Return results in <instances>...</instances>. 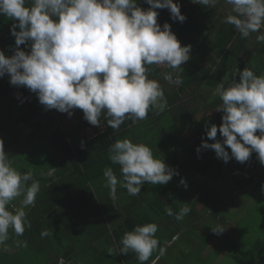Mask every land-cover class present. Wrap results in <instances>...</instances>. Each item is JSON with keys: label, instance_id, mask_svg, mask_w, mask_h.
<instances>
[{"label": "clouds", "instance_id": "1", "mask_svg": "<svg viewBox=\"0 0 264 264\" xmlns=\"http://www.w3.org/2000/svg\"><path fill=\"white\" fill-rule=\"evenodd\" d=\"M192 2L215 7L219 0ZM147 3L150 7L145 9L138 0H0V15L15 21L11 34L17 46L10 56L0 50V77L8 74L12 85L36 93L46 109L69 117L73 110H83L84 119L100 130L102 114L107 116V125L118 130L126 119L133 123L146 119L150 108L163 111L167 107L164 90L158 80L149 78L146 66L180 69L190 60L192 46H182L171 25L165 22L161 27L157 21V9L164 8L170 10L173 20H186L176 0ZM225 3L231 6L225 22L243 38L258 33L256 41L264 43V0ZM25 43L30 44V51L19 47ZM163 78L169 83L181 82L172 72ZM214 95L222 101L216 109L224 113L222 124L219 128L211 125L206 135L215 142L204 140L197 151L213 149L224 162L235 158L240 163L255 151L264 164V74L258 76L244 67L238 80L227 87L219 84ZM218 130L223 141L216 139ZM109 150L111 161L122 173L118 181L111 167L104 171L113 201L118 183L136 196L146 182L164 185L179 174L145 143L124 138L115 140ZM179 183L188 187L184 178ZM39 191L33 173L17 170L0 140V245L9 239V229L22 236L26 225L30 227L25 209L35 205ZM17 198H21L19 206L13 203ZM166 212L174 215L170 207ZM189 212L185 205L175 219L182 220ZM157 230L155 223L136 225L122 237L120 253L131 250L144 264L158 246ZM212 230L220 234L225 228L216 225Z\"/></svg>", "mask_w": 264, "mask_h": 264}, {"label": "trees", "instance_id": "2", "mask_svg": "<svg viewBox=\"0 0 264 264\" xmlns=\"http://www.w3.org/2000/svg\"><path fill=\"white\" fill-rule=\"evenodd\" d=\"M176 2L180 5L181 12L186 16V20L184 22L173 20L170 10L164 8L157 9V21L161 27H163L165 22L169 23L182 46L190 44L193 46L191 50L194 52L192 58L180 69L178 76L181 82L179 83V87L174 86L172 92H169L168 87L163 89L167 107L161 112V115L164 112H171V115L179 116L176 125L179 128L186 127L185 132L187 135L186 138L179 141L181 145L178 153L173 154V158L169 162L170 166L178 170L179 174L173 176V182H170L171 180L168 182L170 185L166 189V193L168 194L167 200L176 213H179L182 204H188L190 212L184 216L187 222L190 218H192V221L196 220V218L201 219L204 214L210 215L216 220L220 219L224 221L225 218L217 212L219 208H216L217 204L223 201V198L217 195L212 183H210L211 186L206 187L204 181L208 182L211 177H213L215 182L221 181L227 162H224L223 159L218 160L216 152L213 149L201 148L199 152L197 149L204 140H208L206 132L210 129L211 125L215 124L219 128V125L222 124L224 113L223 111L216 110L222 105V101L218 95H214L217 86L223 83L227 87L233 80H238L239 71L244 67L252 69L258 76L261 75L264 72V61H261V57L264 54V43H258L256 40L251 41L258 33H252L249 37L243 38L233 25L225 22L224 17L227 16V13H223L222 10L219 11V6L223 5L225 0L219 1L215 7L200 4V6H203L207 10L204 14L197 7L198 4L193 3L192 0H176ZM138 4L145 9L150 7L147 0H138ZM13 23L15 21L11 18L0 15V50H3L9 56L14 53L17 47L15 37L11 34ZM204 29H207L206 34H204ZM210 35L215 37L214 42L208 41ZM252 44L258 47V52H256V48H251ZM19 47L25 51H30L29 43H25ZM195 54H198L199 57H208L210 65L205 68H199L195 61ZM146 67L148 68V73L153 70L151 65ZM187 90H190V92L186 93L188 92ZM29 91L24 86L12 85L8 74H5L0 79L1 133L17 132L20 120L16 112L17 109H14L12 103L13 101L16 102L22 93ZM187 94H189L188 98H186ZM183 100H185V107H182ZM148 113L151 115L157 113V110L150 108ZM55 124L56 120L52 118L48 129L44 133L37 135V137L33 135L22 146L18 144L19 135L12 137L5 151L17 170L21 173L31 171L33 179L40 184V191L35 200L38 205H35L34 210L42 209L48 214L49 208L51 206L55 207L53 203H55L54 199L57 196L59 201L69 205L72 204L73 208L71 207L72 210H70L71 208L66 210L63 207H55L56 212L62 213V216H71L74 220L71 222H55L52 220L50 214L48 217L36 220L30 214L27 216V220L30 222L29 229L26 225L22 236H17L9 229V239L3 245H0V250L7 253H3L7 259L6 264H52L47 262V259L51 255L44 244L48 245V249L55 250L57 257L54 264H73L74 262H82V264L115 263L113 262L112 255L109 257L107 253L102 252L105 246L104 242H98L97 239L99 238L97 236L94 237L95 235L87 229L90 222L76 213V211L83 212L85 207V204L77 197V194L84 191L90 194L93 201H96L91 189L92 185H90V182L94 181V176L91 177V175L93 171L95 172L99 168L100 170L102 169L104 158L101 155L92 153L88 159L86 149L89 147V143L85 144V142H81L80 145L72 148L68 145L71 143L69 138L66 140L67 143L63 141L59 142L66 153L67 159L61 156H59V160L58 158L56 159L57 151L52 155L54 159L50 157L47 162L45 160L46 156H48L47 152L42 157L35 155V151L40 148V144L37 141L40 138L46 139L42 145L45 150L49 151L50 146L47 145V142H52L51 146L58 149L55 143V136H58L55 135ZM111 132L112 130L107 128L103 130L102 135L107 137ZM216 139L221 141L225 139L221 136L219 130ZM166 140L169 139L166 138ZM208 142L213 143L215 141L208 140ZM112 143L110 142V147ZM15 145L16 147H14ZM24 145H26L25 150L28 149L27 152H24L25 150L22 149L17 150L18 147L23 148ZM227 150L231 153L230 148ZM257 158L258 154L253 151L246 162H252ZM49 171H52L50 175L47 174ZM209 172L210 175L208 176ZM259 175L261 182H264V172ZM95 176L98 177V173ZM182 178L186 180L187 188L179 183ZM236 181L242 186L249 184V182L253 183L255 184V190H259V186H256L253 178L249 180L239 178ZM80 182L84 184L81 186ZM72 192L74 197L71 199ZM261 196H264V194ZM20 199L17 198L13 202L20 201ZM75 199L76 201L72 203ZM198 204L202 206L197 210L196 205ZM173 217L175 218V215ZM169 223L175 229L184 228L187 224L183 227L184 218L182 220L175 219ZM126 225L129 224H124L112 231L118 248H121L120 235L121 232H124L123 229H127L125 228ZM195 230L202 231L207 229ZM45 231L48 234L42 235L41 233ZM96 231L109 234L106 225L104 229L97 228ZM17 241H20L21 244L18 245ZM24 242H26V246H24ZM2 247H5V249ZM13 248L15 252L11 253L10 250ZM259 251L264 254V244L259 247ZM158 255V251L154 250L149 257L148 264L158 257ZM122 256L127 262L133 257L130 254H122ZM117 264H123V261L118 258Z\"/></svg>", "mask_w": 264, "mask_h": 264}, {"label": "crops", "instance_id": "3", "mask_svg": "<svg viewBox=\"0 0 264 264\" xmlns=\"http://www.w3.org/2000/svg\"><path fill=\"white\" fill-rule=\"evenodd\" d=\"M202 7L203 6H200L199 9L204 14L205 11L207 12V10L204 7L203 8ZM219 7H220L219 11L222 10L223 13L226 12L227 14L229 13L231 8V6L226 4L225 2L223 5ZM228 7L229 9H227ZM224 18H226V16ZM204 30H205L204 34H206L207 29ZM193 52L194 51L191 50V54H190L191 58ZM171 71H173V69H170L168 67L160 72H158V70L153 69L152 71H149V78L158 80L163 89L165 87H168V90H170L171 87L174 88L175 84L167 83L168 81L162 78L164 77L165 73ZM177 71H179V69ZM0 79H2V77H0ZM12 104L14 106V109L15 110L17 109L16 112L19 113L20 115L24 114L25 117L23 119V124L18 125L19 128L17 129V132H13V133L0 132V140L3 141L4 149L7 148L8 142L14 136L19 135L18 144H20L26 138L30 140L33 135L37 137V135L44 133L46 129H48L49 122L51 121V119L55 118L56 122L58 121V124L57 125L55 124V135H58L55 136V143L57 144L58 147V149L56 150L58 157L55 156L56 159L59 158V156L64 157V159H67L64 149L59 144L60 141L66 142L67 138L71 140V143H69L68 145L69 147L72 148L77 147L78 145H80L81 142H85V144L89 143V147L87 149L85 148L87 153L86 156L88 159L90 158L89 155L92 153L101 155L102 158H104V162H103L104 165L102 169L100 170L99 168V170H96L95 172L93 171L91 175V177L94 176L93 184L95 190L93 191V196L95 198L98 196V203L97 201L92 200L90 194L82 191L81 193L77 194V197L85 204L84 211L83 212L76 211V213H78L79 216H83L84 218L87 219L88 222H90L87 226V229L95 235L94 237L97 236V238H99L97 239L98 242H102V243L104 242L105 246L102 252L107 253L109 257H111L112 255L113 262H115V263L109 262V264H117L118 258H120L123 261V264H141V262L137 259V254L131 250H129L127 254H130L133 257L128 262L127 260L123 259V256L121 257L122 253H120V248H118L116 244L112 231L120 228V226H123L124 224H129V225H126L125 228L127 229H123L124 232H121L120 235L121 240L124 234L132 230L136 225H143L154 222L155 224H157L158 230L155 234V237L158 239L157 247L159 248V250L157 251L159 255L149 264H154L155 261H158L159 259L161 260L165 248L169 249L172 246H174L177 242H180V238L183 236L181 232L185 230V228L175 229L172 225H169L170 224L169 222L175 220V218L173 217V215L169 216L166 212V209L170 207L172 208L174 215L176 214L172 205L167 200L168 194L166 193V189H168L170 185L169 183L164 185L156 184L152 190H148L143 185L141 192L139 193V195L136 196L129 195L125 188H120L117 186L116 199L113 201L110 196L109 188L105 186L106 180L104 177L105 169L111 167L114 173L116 174L118 181L122 180V173L120 171V166L118 164H114L111 161L112 153L109 150L110 142H114L115 140L129 138L133 142L145 143L151 147L154 156L160 159H164V161L168 159L173 154L175 145H178V141L187 137L185 132L186 127L179 128L176 134H174L175 132L168 133V131L170 130L168 126L173 125V129H175V127L177 126L176 121L179 120V116L171 115V120H166L164 119V115L166 112H164V114L161 115L162 111L153 109V110H157V113L151 115L150 113H148L146 119L142 121H138L136 123H133L131 119H126L125 122L121 124L118 130H113L110 126L107 125L106 114H102L101 123L99 124V126L100 125L102 126V129L100 130L98 129L97 126L91 125L87 120L84 119L83 110L75 109L73 110L72 116L69 117L67 113H62L56 109H46L45 106L39 102L36 93H33L31 91L22 93L18 97L16 102L13 101ZM182 107H185V100H183L182 102ZM89 126L91 128L90 130H88ZM107 128H110L112 132L110 133V135H107V137H105L102 135V132ZM168 135L173 138V142H171L170 144V149L169 146L167 145L169 143V140H166V138H168ZM73 137H76L78 140H80V143L78 145L73 146ZM95 139L97 140L95 141ZM28 140H26V142H24L23 144H26ZM25 146L26 145H24L22 150H25L26 148ZM158 147L160 148L164 147L167 150L159 151ZM27 150L28 149H26L24 152H27ZM167 165L169 164L167 163ZM51 173L52 171H49L47 174L50 175ZM96 173H98V177L95 176ZM173 181L174 180H171L170 182ZM83 184H84L83 182H80L81 186ZM71 194H73V192ZM144 195L146 196L145 199L149 201V204L148 206H146L145 209L143 208ZM151 195H154L153 198H151ZM73 197L74 194L72 195L71 199ZM54 200L55 203L53 204H55V207L57 208L63 207L66 210H69V208L71 207L73 208L72 204L69 205L63 203L62 201H59L57 196L56 199ZM75 201L76 199L72 203H74ZM35 205L38 204L35 202ZM35 205L29 206L28 208L25 209V211L27 216L32 214L36 220H41L43 219V217H48L49 214L52 220H54L55 222L57 221L71 222L74 220L71 216L66 217V215L62 216V213H57L56 210L54 209L55 207L53 206L49 208L48 214H46L45 211H43L42 209L34 210ZM125 207L127 212L124 215L123 211L125 210ZM72 208L70 210H72ZM63 212L66 213L65 210H63ZM105 225L107 226V229L109 231L108 235L107 233L96 231L97 228L104 229ZM72 226L74 225L72 224ZM27 227L29 229V226ZM201 233L204 235L203 237H210V238H212L213 235L215 234V232H212L209 229L202 230ZM210 242H212V240ZM188 243L192 245L195 242L191 241ZM44 245L47 248V251L51 255L47 259V262L54 264V261L57 257L55 250L48 249L47 244ZM109 249H112L113 252L109 253ZM149 260L150 259L145 261L144 264H148ZM73 264H82V262H78V263L74 262Z\"/></svg>", "mask_w": 264, "mask_h": 264}, {"label": "rangeland", "instance_id": "4", "mask_svg": "<svg viewBox=\"0 0 264 264\" xmlns=\"http://www.w3.org/2000/svg\"><path fill=\"white\" fill-rule=\"evenodd\" d=\"M197 7L199 8L200 4H198ZM227 9H229V7ZM253 40H256V37L251 41ZM208 41L214 42L215 37L210 35ZM251 48H256V52L259 51L257 49L258 47L254 44H252ZM195 55V61L199 68H205L210 65L208 57H199L198 54ZM261 61H264V54L261 57ZM185 63L186 62H184L182 66ZM151 67L154 70H158V72L167 68V66L157 65H151ZM177 70L171 71L174 79L180 74V69L179 71ZM262 74H264V72ZM174 84L176 87H179L180 85L179 83ZM172 89L173 87H171L169 92H172ZM187 91L188 92L186 93L190 92V90ZM188 96L189 94H187L186 98H188ZM17 114L19 115L20 120L18 125H22L25 115H20L19 113ZM164 119L171 120V112L165 113ZM57 124L58 121L56 122V125ZM168 127L170 128L168 133L175 132L174 134H176L179 129L177 126L173 129V125ZM168 139L170 142L167 145L170 149V143L173 142V138L168 135ZM26 140L28 139L26 138L20 143L21 146L24 142H26ZM44 140L46 139L40 138L37 140L38 144H40V148L35 151V155L42 157L47 152L48 156L45 158L47 162L48 158L53 157L52 155L56 153L57 149L51 146L52 142H47V145L50 147L48 149L49 151L45 150L42 147L45 143ZM79 143L80 140L73 137V145H78ZM180 145L181 142L178 141V145H175L173 154L176 152L178 153ZM196 146L198 145L196 144ZM14 147H16V145ZM21 149L22 147L17 148L18 151ZM158 150L165 151L167 149L164 147H158ZM173 154L171 155V158L165 160L166 164H169L173 158ZM221 159L222 158H218V160ZM263 172L264 164H261L259 158L252 162L244 163H240L235 158H231L224 167L223 179L221 181L215 182L213 177L209 178L210 182L204 181V185L206 187L211 186L210 183H212L217 195H220V197L223 198V201L217 204L218 206L216 208H219L220 211L218 210L217 212L220 216L225 218V220H216L214 217L204 214L201 219L196 218V220L192 221V218H190L187 222L186 217H184L183 227L186 223L187 224L184 227L185 230L181 232L183 236L180 238V242H177L169 249L165 248L161 260L158 262L155 261L154 264H264V254L259 251V247L264 244V196H261L264 194V182H261L259 175ZM207 175L209 176L210 172ZM239 178H243L244 180L253 178L254 182H256V186H259V190H255V184L250 182L244 186L238 184L236 179ZM93 182L94 181L90 182V185H92V191L95 190ZM87 186L90 188L88 184ZM117 186L123 188L120 183H118ZM144 186L148 190H152L155 187V185L147 182ZM153 196L154 195H151V198H153ZM145 197L146 196L144 195V209L149 204V201H147ZM96 201L98 203V196L96 197ZM13 203L16 206L20 205V201H15ZM185 205L188 207V204L186 203L182 204V207ZM201 206V204L196 205V209H200ZM126 212L127 210L125 207L123 214L125 215ZM216 225L223 226L225 230L220 234L215 233L212 238L203 237L204 235L201 231L195 230L209 229L213 232L212 227ZM211 240L212 242H210ZM191 241H194L195 243L192 245L189 244L188 242ZM2 248L5 249V247ZM155 250H159V248L157 247ZM10 252H15V249H11ZM3 253L7 254L6 252L0 250V264H6L7 261L6 256Z\"/></svg>", "mask_w": 264, "mask_h": 264}]
</instances>
